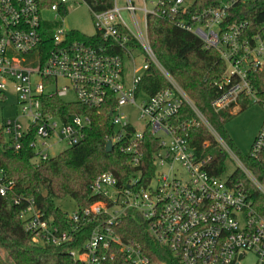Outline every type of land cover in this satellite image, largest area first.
<instances>
[{
  "label": "built area",
  "instance_id": "obj_1",
  "mask_svg": "<svg viewBox=\"0 0 264 264\" xmlns=\"http://www.w3.org/2000/svg\"><path fill=\"white\" fill-rule=\"evenodd\" d=\"M113 0L110 8L91 11L95 33L105 44L75 38L77 30L55 27L41 12L49 10L65 16L68 0H55L41 7L40 0H0V100L10 91L16 97L19 114L0 124V133L16 151L26 144L34 158H50L47 148L64 142L66 148L83 142L90 127L87 114L74 112L68 120L48 112L47 97H56L91 109L111 104L113 132L105 136L113 148L129 156L127 179L120 181L111 171L97 175L89 184L94 200L67 214L72 231L61 230L35 205L32 198L14 197L25 202L22 210L25 230L35 243L59 245L75 236L76 227L92 224L87 239L70 255L81 264H112L121 254L129 264H150L140 247L115 232L114 226L127 214L141 217L150 234L177 257L181 264H242L248 252L255 264H264V215L254 207L241 182L230 174L211 172L212 156L207 142L201 148L190 144L192 128L204 125L221 144L234 168L241 169L264 194V186L217 134L175 79L157 60L147 37V15L161 18L186 14V0ZM150 6V7H149ZM229 3L196 10L176 24L200 38L204 48H214L225 63L214 81L217 95L211 100L216 113H232L242 100H254L264 107L251 83L249 73L264 69V38L248 35L244 21H228ZM130 16L125 20L122 12ZM142 12V19L137 12ZM141 20V23H140ZM50 31L49 42L44 32ZM93 33V34H95ZM92 34V35H93ZM89 35V36H92ZM45 41V42H43ZM45 44L46 53H43ZM140 48L146 62L136 66L131 76L123 68V52ZM116 49H120L117 51ZM156 66L168 86L152 95L137 94L144 72ZM64 83L59 84L58 80ZM71 100H66L68 95ZM137 97L140 104L137 105ZM126 104L138 106V126L124 120L120 111ZM192 112H182L183 105ZM158 145L149 168L142 165L145 135ZM248 155L264 168V119ZM13 187L0 171V194Z\"/></svg>",
  "mask_w": 264,
  "mask_h": 264
},
{
  "label": "trees",
  "instance_id": "obj_2",
  "mask_svg": "<svg viewBox=\"0 0 264 264\" xmlns=\"http://www.w3.org/2000/svg\"><path fill=\"white\" fill-rule=\"evenodd\" d=\"M55 0H40L41 7L50 6ZM90 11H103L112 6L113 0H83ZM229 3L228 21L247 24L248 35L258 34L264 38V0H191L186 14L171 17L147 15V34L149 44L160 64L175 79L195 106L205 116L217 134L230 145V138L224 124L230 113H216L211 107V100L218 91L214 81L222 74L225 63L214 48H204L199 37L179 27L176 22L186 19L190 13L209 7H218ZM62 13L66 9L62 8ZM75 38L92 41L96 44L109 42L99 33L92 36L76 31ZM50 31L44 32V40L49 42ZM43 41V42H45ZM46 53L45 44L42 45ZM120 51V49H116ZM256 94L264 99V69L249 73ZM168 81L159 69L151 65L143 74L137 88V94L143 92L152 95L168 86ZM46 110L60 115L64 120L74 112L87 114L91 124L85 131L83 142L63 149L57 155L35 162L32 148L24 144L16 151L9 146L0 133V171L4 179L12 182L13 187L5 195L0 194V264H81L70 255V251L79 248L87 239L92 224L76 227L75 236L68 242L55 245L49 242L35 243L31 234L25 230L22 210L25 202L16 205L14 197L32 198L35 205L50 217L61 230L72 231L67 213L56 205L57 199L71 197L78 207L89 205L94 198L90 196L89 184L99 174L111 171L120 181L127 179L131 167L129 156L116 147L112 152H105V136L113 132L109 111L111 104L99 109H91L73 102H65L56 97H47ZM242 100L241 109L247 105ZM182 112L190 117L192 112L183 105ZM188 139L192 146L201 148L204 142L211 152V172L222 175L229 164L228 156L213 134L199 125L190 130ZM143 168H149L153 152L158 145L154 137L145 135ZM239 159L253 176L264 186V168L249 155H240ZM233 182H241L247 196L253 201L255 209L264 215V194L250 181L239 168L230 173ZM115 232L130 242L136 243L147 256L150 264H181L171 251L161 245L149 231V225L141 217L127 213L114 226ZM1 250L7 255L3 257ZM112 264H129L118 254Z\"/></svg>",
  "mask_w": 264,
  "mask_h": 264
},
{
  "label": "rangeland",
  "instance_id": "obj_3",
  "mask_svg": "<svg viewBox=\"0 0 264 264\" xmlns=\"http://www.w3.org/2000/svg\"><path fill=\"white\" fill-rule=\"evenodd\" d=\"M191 0H186L189 4ZM134 3L138 6H142L141 0H134ZM118 4L122 5L123 0H118ZM150 7V6H149ZM67 12L65 16L57 15L49 10H43L41 16L45 19L55 22V27H62L65 30H77L86 35H92L95 33L93 26L92 12L83 0H68ZM125 20L128 24L131 23L130 16L125 11L122 12ZM137 16L139 19L142 17V12L138 11ZM142 19V18H141ZM141 23V20H140ZM148 37V34H147ZM149 41V40H148ZM136 66H139L146 62L145 56L140 48H131L130 53L123 52V68L124 72L131 76L132 72V60ZM59 84L64 83L63 80H58ZM71 94L66 97V100H71ZM140 98L137 97L136 104H140ZM136 104H126L121 108V112L124 116V120L132 125L138 126L143 121L138 118V106ZM229 113V112H227ZM19 114V107L16 104V97L14 93L8 92L4 100H0V124L7 119L14 118ZM231 116L225 122L224 127L230 138L231 150L238 156L248 155L252 141L257 134L259 127L264 119V107L259 102L249 100L244 109H241V103L238 105V109L230 113ZM50 147L47 148L49 157H53L66 148L64 142L52 143L48 141ZM207 154L211 155L210 151ZM35 162H39L37 158ZM235 165L229 162L226 170V174H230ZM56 205L61 208L67 214H71L77 207L76 202L71 197L60 198L56 200ZM3 257L7 258V255L1 250ZM256 257L252 252L245 254L242 264H255ZM13 264L12 262H10Z\"/></svg>",
  "mask_w": 264,
  "mask_h": 264
},
{
  "label": "water",
  "instance_id": "obj_4",
  "mask_svg": "<svg viewBox=\"0 0 264 264\" xmlns=\"http://www.w3.org/2000/svg\"><path fill=\"white\" fill-rule=\"evenodd\" d=\"M113 150V146L110 140L105 143V152L110 153Z\"/></svg>",
  "mask_w": 264,
  "mask_h": 264
}]
</instances>
